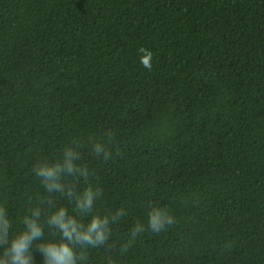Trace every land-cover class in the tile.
<instances>
[{
	"label": "trees",
	"instance_id": "1",
	"mask_svg": "<svg viewBox=\"0 0 264 264\" xmlns=\"http://www.w3.org/2000/svg\"><path fill=\"white\" fill-rule=\"evenodd\" d=\"M73 140L104 190L96 208L127 213L88 264H264V0H0V202L13 231L43 193L33 163ZM150 203L176 223L131 241Z\"/></svg>",
	"mask_w": 264,
	"mask_h": 264
},
{
	"label": "clouds",
	"instance_id": "2",
	"mask_svg": "<svg viewBox=\"0 0 264 264\" xmlns=\"http://www.w3.org/2000/svg\"><path fill=\"white\" fill-rule=\"evenodd\" d=\"M137 52L140 64L152 71L153 51L140 46ZM89 142L93 156L104 161L112 158L107 144L91 136ZM79 147L80 143L73 140L63 147L59 158L33 163L31 172L39 180L43 193L27 198L21 228L13 231L8 203L0 202V264H36V253L42 257L41 264H88L89 250H111L112 225L127 213L122 207L109 212L96 208L104 190L90 180L93 173L88 167L79 163L82 159ZM77 183L83 187L78 189ZM175 223L176 218L168 208L150 203L147 224L140 221L133 224L131 241L146 231L163 232ZM131 241L119 246L121 254L129 250ZM107 264H113L110 256Z\"/></svg>",
	"mask_w": 264,
	"mask_h": 264
}]
</instances>
